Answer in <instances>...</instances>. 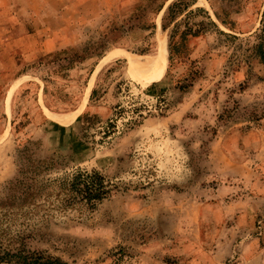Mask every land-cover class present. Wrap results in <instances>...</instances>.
<instances>
[{"label":"rangeland","instance_id":"rangeland-1","mask_svg":"<svg viewBox=\"0 0 264 264\" xmlns=\"http://www.w3.org/2000/svg\"><path fill=\"white\" fill-rule=\"evenodd\" d=\"M263 10L0 0V200L26 147L57 160L45 178L81 167L122 180L93 210L34 224L29 249L68 264H264V66L249 51ZM121 104L149 109L105 143L83 137L84 113L102 124Z\"/></svg>","mask_w":264,"mask_h":264},{"label":"trees","instance_id":"trees-1","mask_svg":"<svg viewBox=\"0 0 264 264\" xmlns=\"http://www.w3.org/2000/svg\"><path fill=\"white\" fill-rule=\"evenodd\" d=\"M178 3L182 4L176 2L169 9ZM257 28L249 51L264 66V10ZM232 37L237 38L236 35ZM158 92H161V88ZM96 94L97 88L94 87L90 98L94 99ZM162 98L159 97L160 110L166 104V99ZM147 106L121 104L115 116L102 124L97 117L86 112L83 114L81 133L87 140L96 137L95 142L105 143L119 131L121 125L140 122L144 109H149ZM91 129L95 130V135H89ZM29 151L26 147L21 152L18 174L10 181L6 196L0 200V263L68 264L55 255L29 249L28 240L33 236L31 228L58 213H82L86 208L95 209L122 180L109 178L98 169L81 167L45 178L52 170L58 169L57 160L49 156L36 158Z\"/></svg>","mask_w":264,"mask_h":264},{"label":"bare ground","instance_id":"bare-ground-1","mask_svg":"<svg viewBox=\"0 0 264 264\" xmlns=\"http://www.w3.org/2000/svg\"><path fill=\"white\" fill-rule=\"evenodd\" d=\"M130 59L135 65L145 69L146 71H150V73L151 72H156L159 69H161V67H162V64H159V65H156V66H150L149 63L147 64L145 62H141V60H139L138 58H136L134 56H131ZM161 60H162V62H166L168 60L167 50H166V41L164 39L162 40ZM91 90H92V87H90L89 93L91 92ZM64 116H65L64 114L63 115L62 114L52 115V117L54 119H57V120H63L64 118H66Z\"/></svg>","mask_w":264,"mask_h":264}]
</instances>
